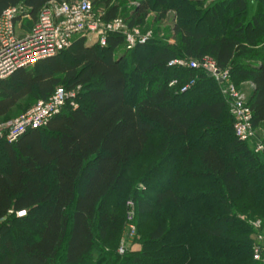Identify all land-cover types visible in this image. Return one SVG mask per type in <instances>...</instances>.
<instances>
[{"label":"trees","instance_id":"trees-1","mask_svg":"<svg viewBox=\"0 0 264 264\" xmlns=\"http://www.w3.org/2000/svg\"><path fill=\"white\" fill-rule=\"evenodd\" d=\"M51 2L63 0H0V16L21 5L31 18L25 25H32ZM93 5L104 21L122 18L128 29L153 37L132 50L121 34H109L106 47L76 37L57 56L0 81V124L48 101L57 88L76 93L46 127L13 143L0 140V264H196L184 250L190 241L200 254L211 245L207 261L197 264H262L252 258L255 229L239 215L260 217L264 227V0ZM170 13L175 24L168 36ZM206 58L247 95L263 150L236 137L222 84L202 69L170 66ZM221 129L220 146L196 143ZM154 180L167 185L154 193ZM129 199L145 219V244L143 252L121 258L106 249L118 242ZM148 218L154 223L147 225ZM214 242L234 258L225 254L215 263ZM178 245L182 259L152 260Z\"/></svg>","mask_w":264,"mask_h":264},{"label":"built area","instance_id":"built-area-1","mask_svg":"<svg viewBox=\"0 0 264 264\" xmlns=\"http://www.w3.org/2000/svg\"><path fill=\"white\" fill-rule=\"evenodd\" d=\"M19 18H30L28 10L21 5L5 10L0 16V81L7 79L17 70L57 56L70 48L76 37L106 47L109 34H121L125 37L127 50L144 45L153 37L152 32L144 33L140 28L128 29L122 18L104 21L102 12L94 8L93 0L49 3L40 12L31 33L23 38H19L16 34V22ZM170 66L202 69L215 78L223 85V94L231 99L230 111L235 121L236 137L244 143L255 138L256 130L252 125V112L248 106L247 95L232 83L228 70H219L210 58L202 61L179 59L171 62ZM190 85H186L182 92H185ZM75 96V92H68L62 87L57 88L48 101H40L26 114L0 124V140L13 143L29 130L46 127ZM71 105L77 108L75 103ZM261 150L263 146L259 145L256 152ZM132 207L133 204L129 203L126 219L130 223L134 221L135 214L131 212ZM25 215L26 212L17 214L18 217ZM262 241V237L259 236L253 251L254 260L264 264Z\"/></svg>","mask_w":264,"mask_h":264},{"label":"rangeland","instance_id":"rangeland-1","mask_svg":"<svg viewBox=\"0 0 264 264\" xmlns=\"http://www.w3.org/2000/svg\"><path fill=\"white\" fill-rule=\"evenodd\" d=\"M96 9L97 10H101L100 7L96 6ZM175 22V14L174 13H171L169 14V18H168V21L167 23L165 24L164 26V34L168 35V32L171 33L172 31V28L174 26V23ZM206 28L208 30H211L208 26H206ZM170 29V30H168ZM169 33V34H170ZM169 36V35H168ZM167 40H170L172 41V37H167ZM231 113V111H230ZM232 115V114H230ZM14 120V119H13ZM222 131H213L212 132V135L209 136L208 138L204 139V137H199L196 139V143L197 144H200V142L202 143H208V144H212V145H217V146H220V142L222 141V139L224 138V133H223V129H221ZM260 136H263L262 135V132L259 131V133H256V136L253 140H251L250 142H248L253 148L254 150H256V148L262 144V140L260 139ZM176 147V146H175ZM173 148L172 149V153L168 155L169 157V162L171 165H176L177 163V153H175L174 151L176 150V148ZM0 159L3 160V156L0 154ZM245 182L246 184H250L246 179H245ZM167 184H161L159 183L157 180H154L152 183H151V189H152V192H156L158 191V189L162 188V187H165ZM138 188L142 191L145 190V187L144 185H142L141 183L138 184ZM134 202V203H133ZM129 203H132L133 204V207H132V210L131 212H134V221H132V223L128 222V220L126 219V216L128 214V204ZM135 204V206H134ZM259 211V210H258ZM122 228H121V232H120V235L118 237V242L116 243L115 246L113 247H108L106 249V251H111V252H114V255L116 256H119L121 258H124L126 256H129L130 254H138V253H141L144 251V234H145V231H144V220L142 217H139L138 216V212H137V204L134 200L132 199H129L126 201V204L124 206V210L122 211ZM239 219L244 221V222H247L248 224H250V226H252L254 230V244H253V247L254 245L257 243L258 241V237L261 236L262 237V243L264 244V227L262 228L263 226V219L260 218V217H248L246 215H239ZM149 221V222H147ZM145 223H147V225H151L152 223V219L151 218H148ZM156 222V220H155ZM256 231V232H255ZM262 232V233H260ZM177 233V232H176ZM175 232L174 233H171L168 235V240H173L175 237H176V234ZM256 233V235H255ZM258 234V235H257ZM13 235V234H12ZM187 241V240H186ZM186 241H183V243L180 242V245L181 244H184L186 243ZM167 242V241H166ZM170 241H168L169 243ZM190 245H188L187 247L184 248V250L186 251V255H188V257L190 259H195L194 262H197L199 263V260L202 259L203 262H206L207 260V255L206 253H208L207 251L209 250L208 247H211V245H204V248H203V253L200 254V252H198L200 249L197 247L196 248V245L190 241ZM13 244H14V247L16 249H19L20 248V245H19V242L17 240H15V238H13ZM167 244V243H165ZM195 245V246H194ZM194 246V247H193ZM217 247H220L221 249H224L226 251V253L223 254V251L222 253L220 254H217L214 252V250L217 248ZM253 247H252V258L254 259V251H253ZM180 248V246H176L174 248H170L169 250L167 251H159V252H156L154 257H151L152 260H155V259H159L161 261H163L164 263H168L169 261H176V260H179V259H182L179 257L180 253L178 252V249ZM212 250H211V255H212V260L216 262H219V260L226 254V257L228 259H232L234 258V252L233 250H229L227 248V245L225 244H220L218 242H214V244L212 245ZM208 249V250H207ZM211 249V248H210ZM242 250V252L244 253V248H240ZM201 257V258H199ZM232 257V258H231ZM210 259V258H209ZM244 259V257H241L239 258L238 260H242ZM237 260V261H238ZM144 264H149L148 262H143Z\"/></svg>","mask_w":264,"mask_h":264},{"label":"crops","instance_id":"crops-1","mask_svg":"<svg viewBox=\"0 0 264 264\" xmlns=\"http://www.w3.org/2000/svg\"><path fill=\"white\" fill-rule=\"evenodd\" d=\"M73 0H71L72 2ZM63 2H67L66 0H63ZM171 14V13H170ZM30 21L31 18H27V19H21L19 18L16 22V34L19 38H23L25 37L26 35H28L29 33H31L33 27H34V24L32 25H28L26 26V21ZM87 45L88 46H92L93 43H90V42H87ZM252 87V85H251Z\"/></svg>","mask_w":264,"mask_h":264},{"label":"water","instance_id":"water-1","mask_svg":"<svg viewBox=\"0 0 264 264\" xmlns=\"http://www.w3.org/2000/svg\"><path fill=\"white\" fill-rule=\"evenodd\" d=\"M197 1H204V0H197Z\"/></svg>","mask_w":264,"mask_h":264}]
</instances>
